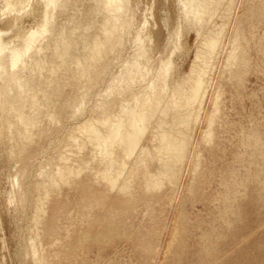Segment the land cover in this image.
Returning <instances> with one entry per match:
<instances>
[{"label": "bare ground", "instance_id": "obj_1", "mask_svg": "<svg viewBox=\"0 0 264 264\" xmlns=\"http://www.w3.org/2000/svg\"><path fill=\"white\" fill-rule=\"evenodd\" d=\"M245 1L0 0V246L20 250L11 264H105L122 246L141 264H222L238 243L264 264V131L231 154L243 180L216 167L220 88H243V24L264 20V0L234 16ZM190 32L198 44L184 72ZM196 130L203 157L191 151ZM215 176L217 198L205 192ZM194 202L207 220L189 244L184 204ZM22 219L28 237L15 239Z\"/></svg>", "mask_w": 264, "mask_h": 264}, {"label": "rangeland", "instance_id": "obj_2", "mask_svg": "<svg viewBox=\"0 0 264 264\" xmlns=\"http://www.w3.org/2000/svg\"><path fill=\"white\" fill-rule=\"evenodd\" d=\"M261 1L262 0H248V1H245L243 3L241 2V4L239 2V4H237L236 7L237 6L238 7L240 6V7H239L238 11L235 7L236 10L235 9L233 10V15L234 14L240 15L248 6L258 4ZM139 7H143V5L139 6ZM142 10H143V12H142ZM139 11H140L139 16L145 15V14H141V13L145 12L144 8H140V10H138V14H139ZM243 27H244L245 34H248V36L250 35L251 39H252L249 41V44H248L249 45V54L251 55L252 65H251V69H249V72L245 77L243 88L241 90H239V93L237 96L234 93V88L227 85V81L222 82V86L220 88V90H221L220 91L221 92V111H220V118L217 121V123H219L220 127L219 126L217 127L216 139H215V141L220 145L219 149L222 150L223 154H225L221 163H219V162L216 163V167L222 168L223 166H225L224 164H231L232 169H234V171L237 175V178L238 179L241 178L240 180H243L245 178V169L243 168V164L239 163V162L231 161L232 152H237V153H243L244 152V149L238 145L239 137L249 133L253 129H257L261 132L264 131V20L258 21V20H254V19H249V21L244 22ZM183 34H181V36H180V41L183 38L182 40L184 43L183 42L182 43L180 42V43L186 47H184L183 52H182V54H183L182 57H184V59L180 58L181 60L179 61V63L181 61H183L182 70L184 72H187L189 65L191 63V60L193 59V54L195 51L194 47L198 44V40L195 39L196 36H195L194 32L193 33L190 32L187 37H186L185 33H183ZM186 40H187V42H186ZM258 41L261 44V50L259 52H256L255 50H253V45L255 42L258 43ZM225 43H226V41H223V43H222L223 47L224 46L226 47ZM188 49H189V51H188ZM222 52H223V50H221V52L218 54V57L216 60L217 62L214 63V68L210 74V77L212 76V79H211V83L209 84L208 91H207V94L205 97L206 105L204 103V105H203L204 109L209 108V104L207 103L208 102L207 98L210 95L211 89L212 90L215 89L216 86L218 85V82H219V78L216 75L221 73V67H222L221 64L223 62L222 60H223V54H224V52L223 53ZM255 68H257V70H255ZM91 100H93V99H91ZM85 116L86 115L84 114L83 117H85ZM83 117H81V118H83ZM224 125H227V127H232V125H234V126H233V128H225ZM195 133L196 134L193 136L194 144L192 145V148H191L192 152H195L197 150H201V148H202L197 143L198 139H199V131L196 130ZM205 154L206 153L203 150H201V156L203 157V156H205ZM213 178H214L213 182L210 184V187L205 192L210 193V194L214 193V197L217 198V196L222 191V187L218 183V177L215 176ZM250 184L252 186L255 185L253 183H250ZM239 190H240L241 195L245 194V190L243 188H241ZM180 193H181V188H180V190L178 188L177 198H178ZM176 201H177V199H176ZM218 206H219L218 200L214 201V203L211 206L212 211L216 212ZM204 208L205 207L203 206V204L201 202H194L192 204L191 203H185L184 204V209L186 211V215H187L188 220H189V222H188V235H187V240L189 241V244H190V241L192 242L191 239L196 240L197 235H199L201 233V231L204 230V229H197L196 231L191 232L192 227H193L192 225L196 221L202 222V221L207 220V213L204 211ZM260 210L261 211H260V214L258 215V218L260 219V221H262L264 219V208H262ZM168 211H170V209H168ZM27 213H28V210L26 209L25 214H27ZM215 224H216V226H218L219 223L218 224L215 223ZM25 227H26V220L22 219V222L20 223V225H18V224L10 225L9 230L13 231V229H14L15 239L16 238L17 239L18 238L19 239L20 238L25 239L28 237V233L25 231ZM244 230L245 229H243L242 232H239V234L241 235L242 233L247 232ZM2 232H4V231H2ZM5 235H6V233H5ZM20 235H22V236H20ZM1 236L2 235L0 234V238H1ZM2 237L4 238V240L7 239L5 236H2ZM237 248L238 249L236 250V253H235L236 257H234L235 256L234 255L232 258H223L224 260H223L222 264H225V263L226 264H238V260L239 261L242 260L241 262H239V264H245V263L249 264L250 260H251V263L253 262L252 261L253 256H251V252H250V244H248V245H242L241 244L240 245V243H238ZM5 249L7 251H9V253H10V254L8 253L9 254L8 256L6 253L7 251ZM118 250H119V252H117L116 255L113 256L112 259L105 264H141V261H139L136 258V256L133 254V252L130 249H128L126 246L119 247ZM0 251H2V252H0V263L2 262L1 264H5V262H7L6 264H9L8 261L11 264V260H9L10 258L12 259L14 256L20 257V256H18L20 250L18 249V247L16 248L15 244L13 245V244L5 243L4 245L0 246ZM6 256L8 258V261L6 259ZM237 256H238V258H237ZM92 257L93 256L91 255V257H90L91 264L93 263ZM16 261H15V264H23L21 261H19V259ZM255 264H263V261L261 260V258H256Z\"/></svg>", "mask_w": 264, "mask_h": 264}]
</instances>
